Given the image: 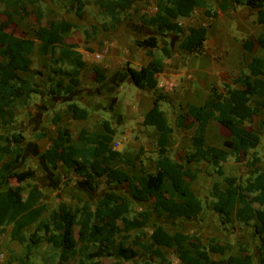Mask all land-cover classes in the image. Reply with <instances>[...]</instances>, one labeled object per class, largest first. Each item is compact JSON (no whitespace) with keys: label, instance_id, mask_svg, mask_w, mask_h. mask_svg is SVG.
I'll use <instances>...</instances> for the list:
<instances>
[{"label":"trees","instance_id":"trees-1","mask_svg":"<svg viewBox=\"0 0 264 264\" xmlns=\"http://www.w3.org/2000/svg\"><path fill=\"white\" fill-rule=\"evenodd\" d=\"M4 1V0H3ZM30 6H36L40 0H19ZM71 12L78 18L85 16V2L83 0H64ZM134 0H97L100 14L110 20L112 29H115L121 20L122 11L128 9ZM240 6L256 11V21L264 25V0H223L221 9L227 11ZM206 9L212 16L207 0H159L157 13L154 16L143 15L140 20L146 27H154L159 36L168 32L183 33L180 28L174 27V21L180 18H190L196 9ZM17 15H20L16 11ZM213 16H217L214 13ZM41 18V17H40ZM73 25H56L53 28L40 25L32 31V38H19L0 28V57L5 65L0 67V126L10 127L17 119V103L27 101L32 94H43L29 83H18L6 78L7 68L28 73L33 65V56L40 59L50 58L51 63L60 66L53 73L62 75L69 81L50 79L53 85L49 93L61 97L64 92L73 94L77 88V78L85 68L83 55L67 42L72 33ZM190 35L183 39L180 47L192 54L203 55L206 42L205 30L189 31ZM138 48L146 50L151 58L150 63L140 70L126 68L125 75L139 90L156 92L159 86L158 75L164 72V61L156 55L160 40L150 36L135 41ZM256 45L264 50V34L257 40L248 38L243 41V47L252 53ZM68 67L69 69H63ZM248 73H242L237 79L238 89L231 90L234 98L220 92L216 85L211 87L205 104L201 107L188 105L185 115H179L176 126L180 129L194 130L192 139L193 151L186 157V163L173 160L170 153V137L174 128L167 117L155 110L144 117L143 125L162 129L158 139L159 161L156 173L148 172L144 167H135L132 172L123 167L112 165L108 161L109 145L113 138L104 131H83L77 140L71 132L61 127L59 137L44 153L47 164L53 169L62 163L70 167L79 178L82 189L97 191L105 182L107 185L130 184L134 196L141 195L145 199L149 196L154 199L153 206L158 217L171 216L175 219L191 220L196 216L194 205L199 198L192 189L198 180V170L190 165L206 162L212 166L216 174L228 184L227 189H220L215 185L214 196L218 209L232 214L242 206V213L238 220L242 224L254 223L255 233L260 238L261 264H264V209L253 206L245 195L238 178L226 177L223 164L233 156L236 160L240 155L256 150L261 144L260 130H249L246 125L254 117L264 115V57L254 56L247 67ZM63 77V78H64ZM104 83L107 78L99 77ZM231 89L230 85H225ZM160 94L155 99V105L165 100ZM87 109H78L73 114L76 120L88 119ZM188 119L191 120L188 123ZM60 117L55 119L58 124ZM217 122L230 132L232 143L231 152L210 146L207 141L210 123ZM263 124H260V127ZM25 137L21 133L0 135V234L6 228L12 227L11 237L19 244L31 249L39 244L35 237H29L27 231L37 225L38 231L43 232L41 239L53 251L76 259L81 258L83 264L99 259L115 257L118 264L132 262L141 253L157 258L161 264H172L163 249L174 250L181 264H222L210 261L208 254L225 255L229 247L211 239L208 245L195 235L183 232H169L163 226H157L148 242L135 240L131 232H142L150 222V213L142 217L125 219V227L120 224V218L130 214L132 204L130 200L117 193L103 197L94 209L89 203L70 206L61 203L57 210L52 211L45 218L49 208L45 203V193L39 185H30L25 189L22 185L36 178V172L28 170L18 172L16 168L21 163L25 148ZM124 166L131 163L128 157L116 155ZM261 159L253 156L248 167L253 168L257 183L264 191V172L259 168ZM18 186H11L12 181ZM254 182L250 181L249 187ZM242 264H252L244 260Z\"/></svg>","mask_w":264,"mask_h":264},{"label":"rangeland","instance_id":"rangeland-1","mask_svg":"<svg viewBox=\"0 0 264 264\" xmlns=\"http://www.w3.org/2000/svg\"><path fill=\"white\" fill-rule=\"evenodd\" d=\"M83 1L85 2V16L80 19L75 12L69 10V6L64 0H40L34 7L19 0H0V28L19 38H32V31L40 25L49 28L56 25H73L72 31L74 32L69 41L83 51L86 59H89L86 56L87 53L93 54L96 46L85 43L84 32L91 31L87 38L96 37L97 31H106L104 25L109 26L110 20L99 13L97 0ZM207 1L212 13L211 17L207 16L206 10L200 9L192 18L176 21L174 27L182 28L184 34L160 37V44L168 55H186V52L180 49L184 37L189 35V31L205 30L207 42L204 45L205 54L201 58L202 65H200L199 71L193 68V63L192 69L187 67L185 70H191L189 79H193L192 81L200 84L202 88H209L208 83H213L223 94L234 98L231 90L240 87L236 84V79L242 73H248L247 66L253 56H264V50L261 48L256 47L255 51L250 53L244 50L242 43L248 38L256 40L260 34L264 33V27L257 24L255 13L251 10L240 8L230 14H224L221 10L223 0ZM142 2H144L143 9L147 11L145 13L148 16L157 12L156 3L154 4L152 0H142ZM16 11L20 15H17ZM129 12L123 11V19L133 18ZM219 12L224 16L222 19L216 20L217 16L213 15L214 13L218 15ZM233 20H239L235 30L230 29ZM136 21L140 22L139 15H137ZM142 31L150 30L145 28ZM143 34H147V32ZM194 57L196 56L192 55L193 61ZM32 59L33 65L30 72L24 73L7 68L6 78L18 83H29L37 91H42L43 94H33L27 101L18 102V118L8 128L0 126V135H11L13 132L24 135L25 153L16 171L33 170L36 172V178L22 186L28 190L30 185L37 184L43 190L44 201L49 208L45 218H48L49 214L57 210L63 202L73 207L89 203L95 209L103 197L117 193L127 197L132 204L130 214L119 217L122 227H125V219L141 218L142 214L150 213L151 218L147 228L142 232L130 233L135 240L148 242L153 230L157 226H163L171 233L183 232L198 236L205 245H208L211 239H216L219 243L229 247L225 255L208 254L207 258L210 261L222 264H242L244 260H249L252 264H261V241L255 233L254 223L246 225L239 222L238 217L243 209L240 205L232 214L217 208L214 196L215 185H219L220 189L224 190L227 189L228 184L206 162L190 165L193 170L199 171L198 180L192 186L199 198V203L194 205L196 216L191 220L175 219L171 216L158 217L153 206L154 199L150 196L147 199L141 195L134 196L130 184L107 185L103 182L97 191H90L79 186L70 167L60 165L56 170H53L47 164L44 152L51 147L52 139L56 136V132L52 129V119L60 101L74 97L76 100L80 99L82 105L86 104L92 115L85 123V127L89 130L108 131L114 135V142L109 146L108 161L113 162L116 155L130 158L132 164L123 166L128 172H132L135 167H144L153 173L157 171L156 167L160 159L158 139L163 130L143 125V117L150 110L154 101L152 93L139 92L136 87L119 84L117 81L118 84L113 86L114 91L108 92L101 85H96L90 87L87 94L81 92L77 96H73L64 93L59 98L51 95L49 89L53 85L50 80L52 77L57 81L67 82L66 77L53 73L60 66L52 64L50 58L40 59L38 55H35ZM206 64L215 65V75L212 79H209L207 75L212 68L209 69L211 66L209 65L208 68ZM3 65H5V61L0 57V67ZM62 68L69 69L68 67ZM91 79L93 78L90 70L85 71L78 86ZM182 79L180 75L179 83H183ZM187 79L185 78V80ZM226 84L230 85L231 89L226 88ZM203 91L196 90L193 95H202ZM180 95V92L175 88L171 92V96L167 98L171 103L165 105L161 103L164 101L162 100L157 109L164 111L170 125L174 128L170 137V157L176 162L186 163V157L193 151L194 130L180 129L176 126L178 116L185 115L186 105L189 104L187 100H183V94ZM113 97L118 99H113ZM101 109L105 111L100 112ZM190 122L191 120L188 119V123ZM260 124L263 126L260 127ZM246 127L256 131L261 129V145L254 151L241 154L239 160L231 156L228 162L223 164V169L226 177L238 178L249 201L254 207L262 209L264 208V191L260 183L255 180L254 169L248 167V162L253 156H258L262 161L258 167L264 172V115L254 117ZM42 135L48 137L43 139ZM229 136L230 132L217 122L210 123L207 133V141L210 146L231 152L232 143ZM117 143L121 144L120 148H116ZM114 164L118 165L119 163L115 162ZM1 165L2 163H0ZM250 181L254 182L253 187H249ZM11 186H18V183L13 180ZM11 232L12 227H8L5 232L0 234V264H83L80 257L70 259L47 246L41 240L44 234L38 231L37 225L27 231L29 237H35L40 241L37 246L31 249L13 240ZM163 251L172 264H181L174 250L163 249ZM88 264H118V259L109 257ZM122 264L161 263L154 256L141 253L140 257L134 261Z\"/></svg>","mask_w":264,"mask_h":264},{"label":"crops","instance_id":"crops-1","mask_svg":"<svg viewBox=\"0 0 264 264\" xmlns=\"http://www.w3.org/2000/svg\"><path fill=\"white\" fill-rule=\"evenodd\" d=\"M152 2L154 4L156 3L155 7L157 8L159 0H158V2H157V0H152ZM143 4H144V2H142V0H134L133 4L128 9L125 10V11H130L129 15L133 16V18H129L127 20L123 19V11H124L123 10L121 13L122 14L121 20L115 29H112L111 24H109V26H107V27L104 25V29L106 31H97L96 37H93V38H87L91 31H85L84 32L85 33V43H88L89 45L94 44L96 46L95 52H92L93 54H91V57L89 59H86V57L82 53L83 51L78 49L73 43H71L69 41L72 33L74 32V31H72L70 37L67 39V42L70 43L74 47L75 50H77L78 52H80L83 55L84 61L86 63L85 68L81 71V75L77 78V88H76V91L72 94L73 96H77L81 92H85L87 94V90L90 87L96 86V85H101L103 87V89H107V91L110 92L114 89L113 86L114 85L116 86L118 84L117 81H119V84L123 83V84H129V85L134 86L130 82L128 77L125 75V69L129 67L132 69L140 70L141 68L147 66L151 61V58L147 55L146 50L138 48L135 44V41L143 40V39L150 37V36H155V37L160 38V37H168L171 34L172 35L174 34L175 36H179V35L184 34V32L179 33V32H176L178 30H175L172 32H168L163 36H159L154 27L144 26L142 24L141 20H140V22L139 21L137 22L136 21L137 15H139V18H141L143 15L148 16L145 13L147 11L145 9H143ZM240 8H246L248 10H251L252 12L255 13V16H256V11L249 9L247 7H244V6H240L236 9H229L227 11H223L222 9L221 10L223 11L224 14H230L232 11L238 10ZM198 10H200V8L195 10L192 17L196 13H198ZM204 10H206V9H204ZM99 13H100V9H99ZM155 14L149 15V17L154 16ZM206 14L208 17H211L207 13V10H206ZM223 16L224 15L219 12V14L217 15V17L215 19L216 20L222 19ZM192 17H190V18H192ZM190 18H180V19H190ZM180 19H178L177 22ZM175 22L176 21H174L173 25L175 24ZM238 23H239V20H233L231 22L230 29L232 28L233 30H235V27L237 26ZM259 26L264 27V25H259ZM145 28L150 30V31H142ZM180 29L183 31L182 28H180ZM144 32H147V34H143ZM262 34H264V33H262ZM262 34H260V35H262ZM189 35H190V33H189ZM189 35H186L184 38H186ZM206 42H207V39H206ZM242 45H243V43H242ZM256 47H259V45H256ZM256 47H255V49H256ZM180 49H181V47H180ZM181 50H183V49H181ZM183 51L186 52L185 53L186 55H183V54L182 55H179V54L168 55L165 53L166 51H164L163 46L160 44L159 49L156 51V55L164 61L165 68H164V72L162 74L158 75L159 86H158L157 91L156 92H149V93H152L154 95L153 96L154 101L152 102V107L150 108V110L145 115L151 114L155 110H157L158 112L165 115L163 110L157 109V106L155 105V99H156L157 95L162 94L166 98L161 103H164L165 105L170 104L171 102L168 101L167 98H168V96H171V92L175 88L177 91L180 92V94H181L180 96H182V94H183V97H182L183 100L185 99L189 102V104H187L186 107L188 105H195V106L201 107L205 104V102L209 96L211 87L215 84L208 83L209 88L208 87L202 88L200 84L196 83L195 81H192L193 79H189V78H191L190 77V71L191 70H185V68H187V67H189V68L191 67V69H192V67L194 66L193 68L196 71H199L200 65H202V59L201 58H202V56H204L205 53L203 55H198V54H192L187 50H183ZM94 54H100V55H102V58L100 60H95L92 57V55H94ZM192 55L196 56V57H194V59H195L194 61L192 60ZM257 57H264V56H257ZM192 63L194 64L193 66H192ZM209 65L210 64H208L207 67L209 68L211 66L209 69L212 68V70L209 71V73L207 75L209 76V79H212L215 75V69L216 68H215L214 64H211L210 66ZM88 70H90L91 77L93 79L89 80L86 83L82 82V85L78 86V84L82 81V77L84 75V72L88 71ZM180 75L183 78L182 79L183 83H179V76ZM101 76H104L107 78V80L104 83H100L98 80L99 77H101ZM185 78L186 79L188 78V79L185 80ZM66 81H67L66 84H68L69 83L68 79ZM226 85H228V84H226ZM196 90H198V91L205 90V91H203L204 93L202 95H199V96L193 95V94H195ZM138 91L139 92H148V91H142L139 89H138ZM105 98L107 99L108 96ZM113 99H118V98L113 97ZM81 103L82 102L80 99L76 100L74 97L71 99H66L65 101L58 102V104H57L58 109H57V111H55L56 113L52 119V122H53V128L52 129L56 132V136L52 139V145H53V141L59 137V130L61 127L68 129L71 132V135H72L74 140H77L79 134L83 131H90V132L103 131L100 129H98V130H91L90 129L89 130V128L85 127V123L89 120L90 116L92 115V112L89 108H87L86 104L82 105ZM79 104H81V105H79ZM134 106H135V104H134ZM78 109H87L89 112L88 119H86V120L74 119L73 114L75 112H77ZM101 111H105V110L101 109L100 112ZM58 116L60 117V121L58 124H56L55 119H57ZM144 117H143V121H144ZM17 118H18V107H17ZM151 128H153V127H151ZM104 132H106L110 136H112V138H113L112 143H113L114 142V135L108 131H104ZM74 133H75V135H74ZM47 137H48L47 135H42L43 139H45ZM261 138H262V136H261ZM261 143H262V140H261ZM52 145H51V147H52ZM50 148H48V149H50ZM109 157H110V155H109ZM109 157H108V160H109ZM115 162H118L119 164L118 165L114 164ZM110 163L112 165H116V166H120V167L124 166V164H122L119 160H117V161L114 160L113 162H110ZM60 165H63V164L59 163L58 166H60ZM157 165H158V163H157ZM63 166H65V165H63ZM71 173L78 180V184H79V178L74 175L73 170ZM151 173H153V172H151ZM258 209H260V208H258ZM262 209H264V208H262Z\"/></svg>","mask_w":264,"mask_h":264},{"label":"built area","instance_id":"built-area-1","mask_svg":"<svg viewBox=\"0 0 264 264\" xmlns=\"http://www.w3.org/2000/svg\"><path fill=\"white\" fill-rule=\"evenodd\" d=\"M86 56H87L88 58H90V57H91V54L87 53ZM92 57H93L95 60H100V59L102 58V55H100V54H94V55H92ZM120 146H121L120 143H117V144H116V148H119ZM1 258H3V256H1Z\"/></svg>","mask_w":264,"mask_h":264}]
</instances>
